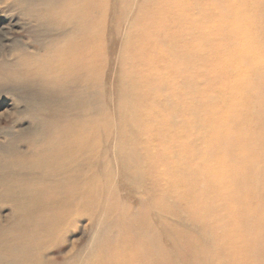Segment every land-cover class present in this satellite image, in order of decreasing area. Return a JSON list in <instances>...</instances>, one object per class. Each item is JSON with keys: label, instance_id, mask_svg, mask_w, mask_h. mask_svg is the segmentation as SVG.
<instances>
[{"label": "bare ground", "instance_id": "obj_1", "mask_svg": "<svg viewBox=\"0 0 264 264\" xmlns=\"http://www.w3.org/2000/svg\"><path fill=\"white\" fill-rule=\"evenodd\" d=\"M155 1L159 6L151 12L150 23L144 25V31L138 33L141 37L138 43L133 41L136 31L132 28L136 23L129 17L135 7L139 15L148 12L141 2L137 5L133 0L25 1L27 17L38 23L43 44L33 53L23 49L22 60L1 62L0 82H26L36 88L29 99L41 115L38 117L42 125L28 138L30 153L14 151L17 169L10 172L12 178L6 184L16 200H49L54 209V225L62 218L63 222L70 209L91 204L100 209L102 203L96 200L99 192L104 189L107 195L118 194L119 184H123L120 176L127 181L128 170L135 166L139 172L150 170L151 176L165 171L161 169L165 156L158 157L156 151L176 150L178 144L193 141L191 134L186 135L194 124L192 120H182L181 132L163 129L161 135L172 134L174 139L162 141L159 146L151 140L158 133L152 124L193 114L189 102L207 95V91H200L193 82L203 77L210 83L215 74L228 72L227 63L214 64L207 60L209 54L229 51L239 55L257 85L248 84L240 72L236 80L239 86L232 89L236 95L234 104L229 109L220 106L216 114L206 115V125L210 126L207 150L227 153L237 145L264 157V50L259 49L264 47V0H241L250 10L248 7L241 10L239 5L235 7L231 1H224V12L212 21L211 6L210 11L199 6L204 11L200 14L198 0H181L180 11L169 6L170 0ZM177 3H174L176 8ZM190 7L191 14L183 12ZM173 17L181 24L190 21L191 26H182ZM172 20L173 23H167ZM118 23H122L121 27ZM220 26H224L223 31ZM223 32L231 37V47L224 48L221 43L200 45L202 38ZM146 33L156 36L147 38ZM121 40L125 41L120 45ZM118 44L126 51L123 54L137 46L147 47L148 53L144 58L130 56L119 61L113 56ZM196 61L203 62L202 70L194 66ZM171 74L179 78V84L162 81ZM132 80H135L134 86H131ZM230 81L228 77L219 86L211 87L217 92L213 100H218ZM149 83H154V87ZM134 101L140 104L138 110L133 106ZM157 106L159 114L152 117ZM167 110L176 114L169 115ZM193 149L190 147V151H181V154L196 158ZM146 156L149 163L145 161ZM233 160L229 167L221 159L209 167L190 163L186 169L188 184L173 188L177 199L189 197L190 204L185 206L189 216L158 199L152 204V211L144 210L138 217L120 202L121 215L135 218L130 225L94 214L93 238L88 245L77 249L71 261L101 264L94 259L101 246V229L108 230L107 226L115 223L119 230L114 236L132 237L125 245L128 254L121 264H182L175 261L173 252L185 257L191 255L196 264H264V161L248 156ZM174 173L167 169L163 176H174ZM159 178L158 184L164 177ZM250 200L260 202L247 207L245 203ZM116 205L114 200H108L103 209L115 210ZM165 216L172 219L168 241L164 239ZM32 222L22 244L27 255L55 230L53 226L46 228L39 214ZM190 222L201 225L200 235L190 231ZM22 258L23 255L12 256L7 263L39 261Z\"/></svg>", "mask_w": 264, "mask_h": 264}, {"label": "rangeland", "instance_id": "obj_2", "mask_svg": "<svg viewBox=\"0 0 264 264\" xmlns=\"http://www.w3.org/2000/svg\"><path fill=\"white\" fill-rule=\"evenodd\" d=\"M25 1L26 0H0V63L4 61L17 62L18 60H22L23 49H27L28 52L33 53L35 50L40 49L43 44L44 39L39 28L37 27L38 23L27 17L26 12L28 3ZM133 1H136L138 5V2H141L142 0ZM224 1H231L235 7H238L237 5H239L241 10H246L248 7L246 4H243L241 0H198V12L200 14L204 13L203 10H200L201 7L199 8V6L204 8L211 6L210 8L212 10V14L210 13L209 15L211 21L212 19H218L220 14L224 12V9L222 8V3ZM166 2L168 3V1ZM175 2H178L177 8L174 5ZM141 5L143 8H146L148 12H144L143 15H139L138 8L135 7L132 9L129 17V20H133L134 24L136 23L132 28L134 32L136 31L133 34L134 43H138L141 39L138 33H140L142 29L144 31V25H146V23H150V14L153 12L154 8H158L159 3L157 4L155 0H148L147 2H141ZM141 5H139V7ZM162 5L163 4H161V6ZM169 6H172L175 10L179 9L180 11L182 6L181 0H170ZM164 7L165 6H162V8ZM190 8L183 12L186 14H191L192 8ZM207 8L205 11H210V8ZM247 9L250 10L249 7ZM137 17L139 18L138 21H136ZM173 19L176 22L178 21L175 17H173ZM141 22L143 24V28L141 27ZM167 23H173V20ZM184 23L185 24H179L182 26H191L192 22L184 21ZM195 23H198L197 26H202V24H199V22ZM121 24L122 23H118V27H121ZM123 28H126V25H123ZM220 29L223 31L224 26H220ZM153 33H146V37H155L156 34ZM212 33L208 39L204 40V38H202L200 40V45L207 46L210 44L212 46H218L221 43L224 45V48L231 47V37L227 36L225 32H223L221 35L220 33ZM122 38L125 39V35H123ZM169 38L174 39L175 36H170ZM177 39L178 37L176 40ZM185 40L190 41V38L189 40L184 39V43L186 42ZM124 41L121 40L119 42L120 45L121 42ZM120 45L118 44L117 51L115 50L116 52L113 54L114 58L119 61L130 56L133 59H140V57L144 58V56H146L148 53L147 47L146 49H142L140 46H137L134 49L132 48L129 50L127 54H123V52L126 51H122L120 49ZM259 49L263 51L264 47H260ZM105 57L106 54H104L103 59H105ZM156 57L157 56L154 58ZM207 60H212L214 64L224 65V63H227L228 72L224 75L215 74L212 77L210 83L207 80L205 81L203 77H199L200 79H197L195 82H193V84H195V86H197L200 91H207V95L204 97V99H193L189 102V106L194 109V113L190 115H184V118L178 116L176 119H174V121L168 119L163 121H155L152 124L160 134L156 133L151 137V140L154 144L159 146V143H162V141L164 143L167 141L169 142V139L171 138L174 139V135L172 134L167 136L161 135V131L163 129L169 130L172 128L181 132L183 129L182 120H190V122L193 121L194 124L186 134H191L193 141L178 144L176 150L170 148L157 150L156 153L158 157L165 156L164 165L161 166V169L165 171L161 170V172H157L154 176H151L150 170L148 171L147 169L145 172H139L138 166H135L134 168L128 170L127 181L124 177L120 176V182H122L124 185L119 184L120 189L118 194L114 196L107 195L105 192H103L104 189L99 192L98 199L96 200L102 203V207L100 209L97 208L96 204L81 206L78 209H70L68 212L69 216L66 217L63 222L61 220L64 218L60 217L62 219L57 225H54V209L51 205L52 203L49 200L46 198H41L35 202L21 201L14 199L9 192L8 184H6L7 179H11L12 177H10V172L17 169V166L15 165L17 156H15L14 151L19 150L26 154L31 152V146L29 144L28 138L31 137L35 129L41 127L42 121L41 118L38 117L41 115L33 108V105L29 99L30 94L36 89L34 86H30L26 82H21L19 84L10 81L0 82V264H10L7 263L9 262L8 259L12 256L17 257L19 255H23L22 259L26 261L32 260L34 262L39 260L44 264H76L71 261L72 256L75 254L77 249H81L88 245L93 238L94 221L96 218L94 214L101 216L106 215L110 220L116 219L125 225H130L135 221V218L130 215H121L119 207L120 202L122 204L125 203L127 208L130 211L133 210L132 212H135L136 217H138L139 214L143 213L144 210H149L150 208L152 211V204L156 203L158 199V201L163 200L166 204L171 203V206L173 205L174 208L179 209L183 215L189 216L190 212L185 208V206L190 204L189 197L185 196L183 198L177 199L174 195L173 188H177V186L183 188L185 184H188V182L186 183V176L187 170L190 168L188 167L190 166V163L194 165L197 162V164L200 166L206 165L209 167L212 165V163L221 159L226 161L225 167H229L234 163L233 158L246 156L252 160L259 157V160H262L263 162L264 157L262 158L260 153L254 150L246 149L243 146L242 149L237 145L232 146L227 153L217 151V149H215V151L207 150L206 145L208 144L207 140L210 126L206 125V115L216 114L220 106H226V109H229L231 104H234L236 95L233 94L232 89H236L239 86L236 80L240 72L243 73V78L245 76L248 84H256V82L253 80V73H247L246 62L239 55H232L229 51H221L209 54ZM194 66L197 69L202 70L201 68L203 67V62L196 61ZM176 77L177 76H173V74H171L169 76L163 77L162 81L177 82L179 84V78ZM228 77L231 78V81L230 83H227V88L224 89V92L220 95L217 101L213 100L217 92L211 87L219 86L221 81L227 79ZM107 82H109V79ZM131 83V86H134L135 80H132ZM149 85L154 87V83H149ZM185 85H182L181 88L184 89ZM109 95L110 94L108 93V96ZM164 96L166 95L164 94ZM161 97H163V95ZM106 106L109 108L110 105L106 103ZM133 106H135L137 108L136 110H138L140 104H138L137 101H134ZM254 112L256 113L257 111L254 109ZM157 114H159V106H157L154 110L152 117ZM167 114L175 115L176 112L167 110ZM176 126L179 127L177 128ZM242 132L244 134L246 133L245 131ZM221 133L223 132L221 131ZM175 136H177L176 133ZM228 136L229 134H227V137ZM120 146L122 145L120 144L119 147ZM190 147H192V149L194 148L193 150H195L196 158L189 159V157L186 155L181 154V151H190ZM13 148L16 150H13ZM203 156H206L207 159H202ZM226 157L228 159H226ZM197 158H201V160H197ZM148 159L149 157L146 156L145 161L147 163H149ZM145 167L148 168L147 165H145ZM166 168L168 169V172L175 171L174 176H163L166 175ZM239 173L240 176L242 171ZM160 176L161 179L164 177L161 181L162 184H158ZM177 179L179 181H177ZM108 200H114L118 207L116 205L115 210L103 209V205ZM259 202L260 201L258 200H250L246 202L247 204L245 203V205L247 207H254L258 205ZM38 214L45 220L46 228H51L53 226V229L55 230L49 239H45L41 244L36 245L27 255L24 254L25 252L22 248L24 236L25 234L28 235V231L31 230L28 228V226L32 222V218L34 220V217L36 218ZM165 217L167 218V216ZM184 219H186V217H184ZM24 221L26 222L24 223ZM171 222V218L166 219L164 226V239L166 241L169 240V230H171L172 227ZM190 223L192 225V227H190V231L194 235H200L201 225L193 222ZM107 227L108 230L106 228L103 230L101 229V233L103 235L100 241L101 246L100 250H98L95 254L94 259H96L98 263L101 264H121L125 259L126 253L128 254L125 249V245L132 240V237H120L119 235L114 236V234L118 233L119 230L115 223L110 224V226ZM136 253L138 254V252ZM173 253L177 263L183 262L182 264H196L195 259L191 255L187 254L188 256L185 257L180 253ZM39 261H36V263L33 264H41Z\"/></svg>", "mask_w": 264, "mask_h": 264}]
</instances>
